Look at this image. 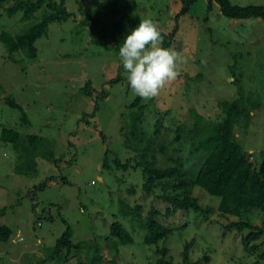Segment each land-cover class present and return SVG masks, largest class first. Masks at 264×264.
<instances>
[{
	"label": "rangeland",
	"instance_id": "obj_1",
	"mask_svg": "<svg viewBox=\"0 0 264 264\" xmlns=\"http://www.w3.org/2000/svg\"><path fill=\"white\" fill-rule=\"evenodd\" d=\"M206 1L197 0L188 13L178 16V30L169 47L181 52L187 63L156 101L141 99L139 104L145 106L139 111L136 135L131 134L130 120L135 107L129 105L136 95L127 73L122 81L107 83L116 76L120 57L114 46L92 42L89 24L82 21L99 4L114 3V18L127 27L134 18L139 23L152 18L168 33L174 27L179 0H65L73 15L48 24L46 34L35 41L36 58H27L22 50L9 55L0 41V225L12 231L7 241H0V264L87 262L94 241L104 248L101 264H157L156 246L167 248L173 261L182 263L184 244L191 239L188 257L194 264H264L244 250L241 237L246 230L225 229L237 216H222L219 198L194 186L191 195L204 212L176 211L164 216L170 204L143 191L141 169H115L117 158H129L134 164L141 153L161 166L180 165L179 155L169 150L174 134L192 147L201 144L204 151L212 147L211 135L224 116L222 103L237 97L247 106L257 104L249 107V119L244 118L247 127L235 128L237 141L251 153L256 166L264 160L263 20L228 18L216 3L207 12ZM230 2L264 5V0ZM11 3L0 7V32L13 36L39 21L44 10L29 19L20 11L9 16L5 8ZM86 81L94 90L92 96L81 91ZM103 90L106 96L96 99ZM7 96L23 111L6 104ZM22 112L26 121L21 119ZM3 127L18 132L17 144L1 139ZM29 135L37 138L32 147ZM48 177L53 178L40 188ZM134 204L142 206L143 217L156 211L155 220L173 231L156 246L143 243L146 230L122 212L123 205ZM240 214L261 223L259 210ZM113 220L131 234V243L105 240ZM67 226L73 242L85 243L65 254V262L46 259Z\"/></svg>",
	"mask_w": 264,
	"mask_h": 264
},
{
	"label": "trees",
	"instance_id": "obj_2",
	"mask_svg": "<svg viewBox=\"0 0 264 264\" xmlns=\"http://www.w3.org/2000/svg\"><path fill=\"white\" fill-rule=\"evenodd\" d=\"M12 3L5 8L7 14L12 16L17 12H23V17L29 19L39 9L44 7L39 21L34 22L19 34L11 35L6 31L0 32V41L6 46L9 55L22 50L23 54L29 58L37 57V48L35 41L46 34L48 24L51 22H63L73 15L65 6V0H0V7L5 3ZM197 0H179V11L175 16L173 29L164 34L163 47H169L178 30L177 19L179 15L188 13L192 5ZM218 5L219 12L228 18L251 19L260 18L264 23V5H247L239 6L232 4L230 0H207L206 11H210L212 4ZM114 3H101L97 6L95 12L87 16L82 21L83 25L89 24V33L92 36V42L101 43L104 46H114L119 56V48L123 44L126 36L132 29L139 25V19L134 18L131 26L127 27L121 19H115L116 10L112 7ZM112 16V18H110ZM109 20V21H108ZM20 63V60L12 59ZM125 70L119 61L117 74L114 78L107 81L108 84L122 81ZM82 93L92 96L94 90L90 81H86L81 89ZM105 90L97 95V98H104ZM5 103L10 107L20 111L22 107L16 103L12 97H5ZM156 101V98H153ZM141 98L135 96L132 107L135 109L130 113L131 134L136 135L137 121L139 111L144 104H139ZM257 104L250 103L245 105L241 97L222 103L224 116L214 129L213 135L215 143L212 147L202 150L201 144L192 147L190 142H183L179 135H173L170 141L169 150L179 155V164L159 165L155 158H147V154L141 153L135 163L131 164L129 158L124 161L115 160V169H141L143 176L142 189L145 193L155 194L158 199L170 204L165 208L164 216H170L176 211L193 210L195 212H204L198 199L191 195V189L199 186L209 195L219 198V210L221 215L234 214L237 219L225 224V229H236L246 233L241 237L243 248L246 252L256 254L257 261L264 262V160L256 166L252 162V155L243 150L237 141L235 128L241 124L243 127L245 120H248L251 111ZM138 110V111H137ZM245 118V120H244ZM21 119L26 121L25 114L22 112ZM243 120V121H242ZM242 121V122H241ZM85 123H88L85 120ZM182 129V127H181ZM180 128H177L179 131ZM156 134L159 129L156 127ZM18 132L7 127L1 130V139L5 142L17 144ZM34 135H29V145L32 147L36 141ZM126 141L129 142L126 136ZM174 144V147L172 145ZM166 145L163 143V146ZM163 148V147H162ZM165 149V148H164ZM171 160V159H170ZM175 163H177L175 161ZM188 164V165H187ZM187 165V166H186ZM107 167V165H104ZM53 177H48L40 188ZM156 189H160L156 193ZM171 189V191H170ZM170 191V192H169ZM247 209L259 210L262 213L261 223L257 224L241 216V212ZM142 206L140 204L123 205L122 212L136 218L141 227L146 230L143 243L148 245H157V243L168 236L173 227L163 225L155 220L156 211L150 210L148 214L142 216ZM12 235L11 229L6 225H0V241H7ZM116 239L119 244L126 245L132 242L131 234L126 230L123 224L113 220L109 226V233L105 240L113 241ZM193 239L184 244L182 263H176L168 254L165 247H155L159 253L157 264H194L189 260L188 249ZM85 241L73 242L71 239V229L66 227L62 235L56 240L55 245L51 248L50 254L46 259L57 260L58 262L67 261L65 254H70L73 249H79ZM64 255H62L63 251ZM117 251V248H116ZM116 253V252H115ZM87 262L77 261L76 264H98L105 261L104 248L97 242H93ZM204 259L207 260V257ZM45 260V259H42Z\"/></svg>",
	"mask_w": 264,
	"mask_h": 264
},
{
	"label": "clouds",
	"instance_id": "obj_3",
	"mask_svg": "<svg viewBox=\"0 0 264 264\" xmlns=\"http://www.w3.org/2000/svg\"><path fill=\"white\" fill-rule=\"evenodd\" d=\"M163 28L152 18H143L119 48V57L134 95L147 101L175 81L187 58L179 51L163 47Z\"/></svg>",
	"mask_w": 264,
	"mask_h": 264
}]
</instances>
